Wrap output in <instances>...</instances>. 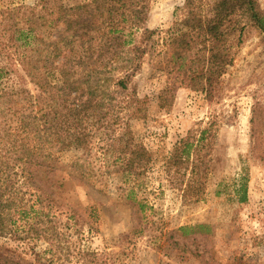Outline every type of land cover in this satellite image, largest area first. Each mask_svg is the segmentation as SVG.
Segmentation results:
<instances>
[{
  "label": "trees",
  "instance_id": "16d2710c",
  "mask_svg": "<svg viewBox=\"0 0 264 264\" xmlns=\"http://www.w3.org/2000/svg\"><path fill=\"white\" fill-rule=\"evenodd\" d=\"M147 2L89 0L68 6L38 0L21 13L3 14L11 23L0 22V56L14 62L0 67L1 232L21 227L26 238L57 233L51 183L63 162L52 150L56 143L79 151L68 167L82 176L95 170L91 142L99 131L106 139L99 147L102 163L107 157L118 161L108 173L129 178L144 171L152 160L145 147L119 143L114 136L129 120L147 115L134 80L144 62L165 77L160 107L170 104L179 87L211 100L246 29L264 36L257 0H184L175 31L164 38L145 25ZM17 66L33 89L22 85ZM13 73L18 85L2 86V76ZM213 126L189 131L165 160L164 175L184 198L196 200L203 192L213 166L207 158ZM240 190L244 201V182Z\"/></svg>",
  "mask_w": 264,
  "mask_h": 264
},
{
  "label": "rangeland",
  "instance_id": "374dc122",
  "mask_svg": "<svg viewBox=\"0 0 264 264\" xmlns=\"http://www.w3.org/2000/svg\"><path fill=\"white\" fill-rule=\"evenodd\" d=\"M61 1L70 6L89 0ZM257 1L264 13V0ZM37 2L0 0V22L10 24L3 14ZM183 2L148 0L145 25L161 38L174 32ZM234 52L211 100L179 87L166 107L159 101L165 77L144 62L134 80L147 115L129 120L114 136L145 147L149 165L136 177L108 173L117 160L102 163L99 147L106 139L98 131L91 142L95 170L81 176L68 167L79 151L54 144L63 162L51 183L57 233L26 238L21 227L0 231V264H264V36L248 27ZM11 62L0 56V67ZM16 68L22 85L33 89ZM17 76L3 75L2 86L18 85ZM210 122L215 136L207 158L213 166L199 199L184 198L164 175L165 160L189 131ZM243 182L246 198L240 201Z\"/></svg>",
  "mask_w": 264,
  "mask_h": 264
}]
</instances>
